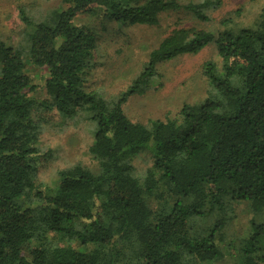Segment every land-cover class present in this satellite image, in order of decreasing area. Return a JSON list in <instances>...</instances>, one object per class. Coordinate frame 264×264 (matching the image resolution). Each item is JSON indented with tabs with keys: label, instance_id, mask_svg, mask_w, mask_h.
<instances>
[{
	"label": "trees",
	"instance_id": "obj_1",
	"mask_svg": "<svg viewBox=\"0 0 264 264\" xmlns=\"http://www.w3.org/2000/svg\"><path fill=\"white\" fill-rule=\"evenodd\" d=\"M223 0H62L27 27L14 46L0 31V264H215L227 247L232 202L264 212V8L251 27L174 29L145 68L115 98L86 90L97 31L82 14L119 27L157 25L183 9L200 22ZM242 10H237L238 16ZM31 28V31H28ZM214 44L206 98L184 104L178 118L133 122L124 105L156 77L158 63ZM26 60L47 70L45 98ZM89 127L93 170L74 164L56 182L39 179L44 117L53 112ZM143 155L152 165L141 174ZM206 228L198 220L212 218ZM241 264H264V220L239 239Z\"/></svg>",
	"mask_w": 264,
	"mask_h": 264
},
{
	"label": "rangeland",
	"instance_id": "obj_2",
	"mask_svg": "<svg viewBox=\"0 0 264 264\" xmlns=\"http://www.w3.org/2000/svg\"><path fill=\"white\" fill-rule=\"evenodd\" d=\"M62 0H0V31L3 40L17 46L23 41L27 27L20 17V9L38 18L49 9L59 7ZM182 4L200 0H177ZM264 8V0H223L219 9L211 10V20L200 22L183 9L164 12L157 25L119 27L100 17L82 14L76 19L79 25H87L97 31L96 48L91 68L86 71V90L97 91L106 98H115L149 62L150 53L163 39L177 28H197L218 31L224 27L220 21L233 17L234 28L251 27ZM242 13L235 16L237 10ZM32 29L29 28L28 31ZM220 58L215 45L211 44L197 54H185L158 63L157 75L141 94H135L124 105L126 115L133 121L148 124L151 120L165 121L178 118L184 104L203 101L209 89L203 68L206 62ZM26 71L37 86L36 97L45 98L47 70L26 60ZM44 117L43 132L38 146L46 156L39 159V179L53 186L58 172L74 164H82L93 170L96 161L89 154L92 133L82 122L63 119L56 110L41 113ZM143 174L152 165L151 157L143 155L134 161ZM233 218L224 230L228 246L223 257L215 264H241L239 239L249 235L252 220H264V212H255L246 201L232 202ZM212 218L199 219L198 226L206 229Z\"/></svg>",
	"mask_w": 264,
	"mask_h": 264
}]
</instances>
